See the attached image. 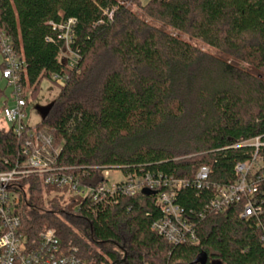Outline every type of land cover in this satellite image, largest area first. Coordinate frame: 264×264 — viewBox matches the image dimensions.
Returning <instances> with one entry per match:
<instances>
[{
	"label": "trees",
	"instance_id": "16d2710c",
	"mask_svg": "<svg viewBox=\"0 0 264 264\" xmlns=\"http://www.w3.org/2000/svg\"><path fill=\"white\" fill-rule=\"evenodd\" d=\"M137 3L0 0V32L24 60L27 102V88L33 95L43 80L68 76L35 129L53 137L62 148L57 167L85 187L100 185L106 170L192 181L201 167L211 184L233 183L235 166L255 154L245 142L260 138L264 162V0H150L140 5L149 20L127 6ZM68 20L80 57L74 71L60 60L65 40L52 26ZM25 159L13 130L0 129V173ZM14 191L29 240L52 229L65 251L77 248L89 264H264V214L243 220L242 204L192 217L199 244L175 247L153 230L160 210L149 190L104 208L75 196L44 200L67 192L38 174ZM210 196L191 185L176 203L196 216Z\"/></svg>",
	"mask_w": 264,
	"mask_h": 264
},
{
	"label": "built area",
	"instance_id": "2783aa9c",
	"mask_svg": "<svg viewBox=\"0 0 264 264\" xmlns=\"http://www.w3.org/2000/svg\"><path fill=\"white\" fill-rule=\"evenodd\" d=\"M52 26L62 32L61 37L65 40L60 60L69 70H76L80 57L71 47L74 21L68 20L65 24ZM0 62L1 77L7 82L6 89L11 90L10 98L2 108V119L21 141L26 158L14 171L0 173V264H89L79 256L77 248L65 251L52 229L41 232L37 241L29 240L22 231V219L18 214L19 194L15 193L14 188L30 174L40 175L46 186L88 199L93 205L102 208L114 205L122 198L135 197L143 190L154 192L160 217L154 223L153 230L175 247L199 244L192 217L203 219L206 214H222L230 207L240 204L243 205L240 214L243 220L260 219L264 214V198L261 197L264 188V162L258 156V150L262 146L260 138L244 143V146L253 147L255 154L250 160L235 166L236 180L228 185L211 184L209 167H201L192 181L163 174L124 175L120 171L122 179L111 182V171L106 170L100 185L82 186L73 174L57 167L62 148L56 146L53 137L26 124L28 102L21 86L25 63L11 39L3 32H0ZM52 80L65 87L68 76L56 74L52 76ZM191 185L211 193L204 206L205 210L196 216L187 214L176 203L178 194ZM261 242L264 244V231Z\"/></svg>",
	"mask_w": 264,
	"mask_h": 264
},
{
	"label": "rangeland",
	"instance_id": "374dc122",
	"mask_svg": "<svg viewBox=\"0 0 264 264\" xmlns=\"http://www.w3.org/2000/svg\"><path fill=\"white\" fill-rule=\"evenodd\" d=\"M118 1H122V0H118ZM150 0H140L141 4L144 6L146 5ZM140 3L138 4H127V6L135 13L137 14L140 18L142 19H147L149 20L146 15L143 13V11L140 8ZM168 32L170 33H175L173 32L171 29H166ZM177 34V33H176ZM178 37L184 41H187L189 43H191L192 45L206 51L212 54H215V50L208 48L207 46L203 45L202 43L192 40L191 38L182 35V34H177ZM2 72H1V68H0V88L1 89H5L7 87V82L5 80L2 79ZM64 87L59 86V84L53 82V80L49 81V80H43L40 85H39V90L37 92H34V94L32 95V89H26V94H27V98L29 99L28 105L26 107V124L31 127V128H35L38 124L41 123V121L44 119V117L46 116V114L48 113L49 109L51 108V106L53 105L54 101L56 100L57 96L59 95V93L61 92V89H63ZM10 94H11V90L9 88L6 89V97H4L1 101H0V129L3 130H9V125H7L5 123V121L2 119V108L4 106V103L7 101L8 98H10ZM25 95V93H24ZM31 98V99H30ZM110 174L112 175L110 181L114 182L115 180H121L122 179V173L120 171H111ZM63 193V192H62ZM55 196H57V198H59L61 200L62 204H67L68 202H70V198L72 197L71 194L68 193H64V195L62 194H50V197H48V195H46L44 197V200H46V198H48L49 200L53 199ZM46 206H48V204L45 202L44 203ZM49 207H47L48 209ZM21 214V212H20Z\"/></svg>",
	"mask_w": 264,
	"mask_h": 264
}]
</instances>
